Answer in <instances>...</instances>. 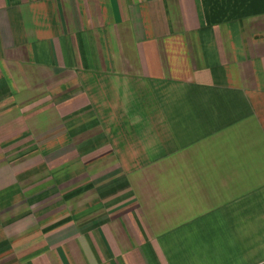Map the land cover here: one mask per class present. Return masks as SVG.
Returning <instances> with one entry per match:
<instances>
[{
  "label": "crops",
  "instance_id": "1",
  "mask_svg": "<svg viewBox=\"0 0 264 264\" xmlns=\"http://www.w3.org/2000/svg\"><path fill=\"white\" fill-rule=\"evenodd\" d=\"M0 264H264V0H0Z\"/></svg>",
  "mask_w": 264,
  "mask_h": 264
}]
</instances>
